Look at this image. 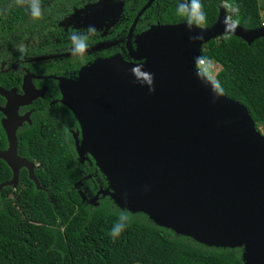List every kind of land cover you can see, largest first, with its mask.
<instances>
[{
	"label": "water",
	"instance_id": "95a60500",
	"mask_svg": "<svg viewBox=\"0 0 264 264\" xmlns=\"http://www.w3.org/2000/svg\"><path fill=\"white\" fill-rule=\"evenodd\" d=\"M152 2L125 40L135 63L114 56L82 68L75 82L60 81L61 103L80 129L76 153L92 158L107 184L98 194L118 208L207 247L241 248L242 264H264V136L195 68L209 40L230 35L250 44L264 38V24L226 32L219 6L209 28L150 26L132 51L131 31ZM196 35L204 39H189ZM14 121L7 115L2 123L8 145L0 159L11 170L3 185L15 188L23 167L38 188L33 166L16 155L21 120Z\"/></svg>",
	"mask_w": 264,
	"mask_h": 264
},
{
	"label": "trees",
	"instance_id": "16d2710c",
	"mask_svg": "<svg viewBox=\"0 0 264 264\" xmlns=\"http://www.w3.org/2000/svg\"><path fill=\"white\" fill-rule=\"evenodd\" d=\"M121 1L128 25L148 0ZM184 2L153 0L135 24L137 35L154 25L187 24L177 11ZM200 2L206 22L193 26L209 28L220 5L216 0ZM221 2L238 6V12L228 7L226 15L238 20L239 28L254 30L264 24L259 0ZM27 7L16 0H0V48L54 19L49 16L51 9H41L42 17L34 19ZM198 57L219 66L215 79L223 89L221 95L243 106L254 128L264 133V38L246 44L223 35L206 42ZM54 63L45 58L40 62L47 65L46 70L56 69L59 65ZM29 120L15 133L16 155L36 164L32 176L38 188L23 167L18 170L16 187L4 186L11 170L0 159V264H242L241 248L201 245L154 224L143 213L118 208L109 196L98 194L107 184L90 156L79 160L69 132L78 136V125L64 105L41 106ZM6 142L0 127V151ZM121 214L127 216L126 227L114 239L111 233Z\"/></svg>",
	"mask_w": 264,
	"mask_h": 264
},
{
	"label": "flooded vegetation",
	"instance_id": "af4514ba",
	"mask_svg": "<svg viewBox=\"0 0 264 264\" xmlns=\"http://www.w3.org/2000/svg\"><path fill=\"white\" fill-rule=\"evenodd\" d=\"M123 7L121 0H40V9L52 10L49 16L54 18L53 21L30 31L26 38L18 39L5 49L0 48V127L6 140L2 123L7 115L12 120H21L14 130L15 135L19 128L30 123V116L41 106L62 105L61 80L75 82L82 68L114 56H119L124 62L135 63L125 47L134 17L127 25L126 18L122 17ZM89 26L96 29L94 34L88 33ZM73 34L88 37V47L83 56L73 53ZM137 34L134 26L130 34L132 51H135ZM44 58L53 59L59 63L54 65L59 66L46 70L47 65L40 64ZM69 132L74 147L75 141L79 145V126L78 136ZM7 145L6 142V148ZM85 155L88 154L82 155V162ZM31 165L33 169L36 167V164ZM76 184L74 189L78 188Z\"/></svg>",
	"mask_w": 264,
	"mask_h": 264
},
{
	"label": "clouds",
	"instance_id": "9594fccd",
	"mask_svg": "<svg viewBox=\"0 0 264 264\" xmlns=\"http://www.w3.org/2000/svg\"><path fill=\"white\" fill-rule=\"evenodd\" d=\"M17 4L24 5L27 4L30 8L31 15L34 19H39L42 17V12L40 9V0H16ZM226 7H230L233 12H238L239 8L235 5H226ZM179 15L183 16L187 20L188 28L191 30L193 25L202 27L206 22V17L203 11V5L201 4L200 0H190V3L188 0H185L184 3H181L178 6L177 9ZM239 21L233 20L231 17H226L225 19V25H226V32L227 31H234L235 28L238 26ZM96 32V29L93 26H89L88 33L94 34ZM88 37L87 36H78L73 34L72 36V42L74 45L73 53L79 54L83 56L85 53L88 44L86 43ZM192 41H199L203 40V35H196L189 37ZM20 51L23 53L24 48L23 46H19ZM197 64L198 66H203L201 75L206 76L209 81H211V84L213 86V89L223 94V89L219 85V82L215 79L213 72H212V65L213 62L211 60H205L202 57L197 58ZM146 80H148L149 83H151V78L148 76V74L144 73L142 74ZM127 220V216L124 214H121L120 221L114 226L113 231L111 233L112 237L115 239L126 227L125 221Z\"/></svg>",
	"mask_w": 264,
	"mask_h": 264
},
{
	"label": "rangeland",
	"instance_id": "374dc122",
	"mask_svg": "<svg viewBox=\"0 0 264 264\" xmlns=\"http://www.w3.org/2000/svg\"><path fill=\"white\" fill-rule=\"evenodd\" d=\"M216 2L220 5V7H222L224 9L225 14H229L230 13V9L228 7H226L225 3L221 2V0H216ZM258 6H259V9H260V12H259L260 13V17H261L262 21H264V0H259ZM218 71H219V66L213 63L212 72H213L214 77H215V75L217 74ZM257 131L264 136V133H263V131L261 130L260 127L257 128Z\"/></svg>",
	"mask_w": 264,
	"mask_h": 264
},
{
	"label": "built area",
	"instance_id": "2783aa9c",
	"mask_svg": "<svg viewBox=\"0 0 264 264\" xmlns=\"http://www.w3.org/2000/svg\"><path fill=\"white\" fill-rule=\"evenodd\" d=\"M202 67L203 66H198L197 61H196L195 68L201 72L202 71Z\"/></svg>",
	"mask_w": 264,
	"mask_h": 264
}]
</instances>
